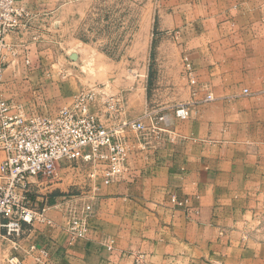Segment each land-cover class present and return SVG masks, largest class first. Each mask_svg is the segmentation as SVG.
Here are the masks:
<instances>
[{
	"label": "crops",
	"instance_id": "obj_1",
	"mask_svg": "<svg viewBox=\"0 0 264 264\" xmlns=\"http://www.w3.org/2000/svg\"><path fill=\"white\" fill-rule=\"evenodd\" d=\"M68 2L18 0L33 20L29 30L5 38L0 94L27 114L54 116L79 92H66L65 84H53L54 76L38 69L49 60L43 45L49 35L40 32L62 27ZM156 16L155 28L168 41L148 71L156 63L164 100L149 108L145 90L128 85L109 90L106 100L119 120L156 108L171 115L180 105L189 116L172 118L174 140L147 151L135 145L124 180L106 184L97 173L84 238L70 235L67 214L68 202L82 205L86 191L46 206L44 218L52 224L36 221L26 231L19 264H134L138 253L148 264H264V231L256 220L264 194V0H163ZM187 64L196 85L182 78ZM180 84L184 99L173 104ZM89 90L98 95L94 110L105 122L104 92ZM59 167L82 168L66 159Z\"/></svg>",
	"mask_w": 264,
	"mask_h": 264
},
{
	"label": "built area",
	"instance_id": "obj_2",
	"mask_svg": "<svg viewBox=\"0 0 264 264\" xmlns=\"http://www.w3.org/2000/svg\"><path fill=\"white\" fill-rule=\"evenodd\" d=\"M32 20V13L18 0H0V50L8 47L6 36L29 30ZM3 69L0 64V82ZM185 75L196 85L189 64ZM97 96L94 90L80 92L71 105L45 117L27 114L0 94V264H19L20 242L36 221L52 224L44 218L46 206L41 212L32 208L30 195L34 188L58 179L61 160H68L70 167L87 166L92 179L102 171L106 184L124 180L135 145L147 151L174 140L172 118L189 116L188 109L180 105L171 115L148 110L135 120H119L115 105L102 94L108 110L103 122L94 110ZM130 131L134 139L129 138ZM76 209L75 205L68 209L67 229L72 237L84 238L88 216H80ZM134 264H148L145 254H136Z\"/></svg>",
	"mask_w": 264,
	"mask_h": 264
},
{
	"label": "rangeland",
	"instance_id": "obj_3",
	"mask_svg": "<svg viewBox=\"0 0 264 264\" xmlns=\"http://www.w3.org/2000/svg\"><path fill=\"white\" fill-rule=\"evenodd\" d=\"M162 1L71 0L61 19L62 27L40 32L49 35V39H44L46 44H43L49 51V60L38 69L43 67L49 76H54L53 84H65L66 92L79 91L64 107L71 105L75 97L83 92L81 90L89 91L93 86L106 95L109 90L122 91L127 85L135 91L145 90L149 108L164 100L157 91L156 63L151 61L152 68L148 71L150 59L158 57L160 44L168 41L167 36L155 28L158 23L156 13ZM149 73L152 74L151 82ZM183 77L186 78L185 72ZM177 87L170 97L173 104L182 102L185 95V85ZM81 167V172L74 169L67 172L59 167L56 181L33 189L30 195L32 208L40 210L54 205L55 199L63 196L67 197L64 201H72L71 197L86 191L85 195L82 194L87 197L82 200L84 203L68 202V209L75 205L80 216H88L92 178L90 168ZM257 206V229L264 231V194L258 195Z\"/></svg>",
	"mask_w": 264,
	"mask_h": 264
},
{
	"label": "trees",
	"instance_id": "obj_4",
	"mask_svg": "<svg viewBox=\"0 0 264 264\" xmlns=\"http://www.w3.org/2000/svg\"><path fill=\"white\" fill-rule=\"evenodd\" d=\"M151 76H152V74H150V78H149V81L151 82Z\"/></svg>",
	"mask_w": 264,
	"mask_h": 264
}]
</instances>
